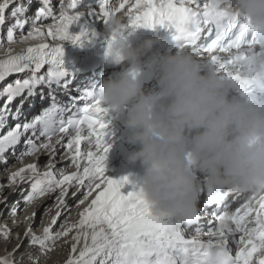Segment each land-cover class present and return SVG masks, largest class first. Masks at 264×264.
Returning <instances> with one entry per match:
<instances>
[{
    "label": "snow or ice",
    "instance_id": "1",
    "mask_svg": "<svg viewBox=\"0 0 264 264\" xmlns=\"http://www.w3.org/2000/svg\"><path fill=\"white\" fill-rule=\"evenodd\" d=\"M39 2L41 6L31 30L23 36L21 43L43 38L45 32L36 25V21L49 17L54 23L48 27L47 36L73 45L96 39L97 33L90 29L101 21L107 32L105 56L119 64L123 57L116 45L125 41L127 30L165 28L173 34L179 50H190L202 58L207 55L206 64L213 67L218 75L240 82H243L248 51H264V34L254 29L250 19L224 14L218 9L216 0H121L118 7L110 6V0H98L95 6H85L84 0H68L67 4H61L59 16L53 15L52 0ZM31 3L32 0H27L28 6ZM126 5V10L121 13ZM28 6L24 0H0V26L5 24V13L10 8L15 21L7 32L9 43L16 42L15 30L25 27L27 19L21 17L25 16ZM117 13H121L123 18ZM74 27L79 31L71 32ZM214 53L225 54L226 58ZM63 57V44L50 47L41 43L19 53H13L9 48L5 58L0 59V83L9 76H17L0 89V98L5 100L0 105V132L7 128L0 135V161H3L6 151L15 149L22 137L27 150L21 156H34L43 149L51 157L48 170L44 172L37 164H28L9 176V187L30 181L29 194L23 198L25 210L38 198L57 190V207L63 206L68 188L74 185L87 189L80 204L95 193L90 204L80 213L78 223L53 234L52 228L60 215L58 211L42 229L41 235H36L31 227L27 228L24 237L29 241L28 247L38 248L40 255L47 256L57 240L67 237L75 229L71 254L65 264H264V191H242L238 188L216 191L208 186L207 181L197 178L198 198L206 194L204 213L220 222L219 227L204 232L199 224L201 217L197 207L179 222L170 217L154 216L142 188L132 185L131 190L125 191L126 185L130 184L128 177L113 180L105 175V161L110 149L106 142L108 109L102 106L101 100L93 101L89 94H84L79 96V100L85 102L83 107L64 119L63 113L68 107L59 105L52 91L53 86L67 91L72 84V76L65 68ZM46 65V73L41 74ZM25 73L26 76L20 75ZM132 75L135 78L137 73ZM44 86L49 88L51 106L31 121L21 122L24 103L29 99L34 101L37 89ZM39 95L44 98L43 91ZM22 96L24 99L13 109V102ZM70 99L74 106L76 98ZM29 106L33 105L30 103ZM9 119L16 121L13 127H8ZM28 133L31 135L26 136ZM64 135L68 137L64 147L77 169L72 174H66L62 169L59 173L55 170V146L61 144ZM41 137L45 142L38 145L36 140ZM85 141L87 151H82V142ZM232 198H242L243 202L234 213L225 211L219 214L218 209L227 207ZM213 206L217 210L209 213L208 209ZM18 211V207H13L10 214L15 217ZM34 218L35 213L26 219ZM182 224L196 225L197 236L204 234L209 240L186 239ZM11 236V229L6 225L0 227V240L7 244ZM81 239L84 245L77 255ZM15 240H20L19 234ZM233 244L236 246L234 253ZM21 246L18 242L11 251L0 256V264H21L14 258ZM23 255L31 264H39V256L33 252Z\"/></svg>",
    "mask_w": 264,
    "mask_h": 264
},
{
    "label": "clouds",
    "instance_id": "2",
    "mask_svg": "<svg viewBox=\"0 0 264 264\" xmlns=\"http://www.w3.org/2000/svg\"><path fill=\"white\" fill-rule=\"evenodd\" d=\"M216 2L221 12L250 19L264 34V0ZM154 43L132 48L124 41L116 47L134 70ZM205 61L190 50L158 61L157 83L167 104L140 88L135 71L106 79L100 88L103 104L127 110L126 127L141 146L131 160L144 166L141 188L152 214L177 222L196 207L197 178L216 191H264V103L240 98L247 89L264 96V51H248L243 82L218 75Z\"/></svg>",
    "mask_w": 264,
    "mask_h": 264
},
{
    "label": "bare ground",
    "instance_id": "3",
    "mask_svg": "<svg viewBox=\"0 0 264 264\" xmlns=\"http://www.w3.org/2000/svg\"><path fill=\"white\" fill-rule=\"evenodd\" d=\"M24 2H25V4H27V0H24ZM67 3H68V1H66L64 4H67ZM97 3H98V0H91L89 3H85V6H87V5L95 6ZM53 4L54 3L51 4V6L53 8V15L59 16L60 11H61V7L59 9H56L55 6H53ZM40 6L41 5H40L39 0H32L31 5L28 7H29V9H31L33 11V10H36V7H40ZM110 6L117 7L116 0H110ZM125 10L126 9H124L121 13H123ZM121 13L118 14V17L123 18ZM30 15H31V13H29L28 16H30ZM13 22H14V19L11 16L5 15V24L3 26H0V32L4 33V31L7 29L6 26L11 25ZM52 23H54V21L52 20L51 17L44 19V20H41V21H36V25L38 27H41L42 29L49 27ZM32 24H33V21H32V19H30V21L25 24V27L23 28V30H20V29L15 30V32H14V40L16 41L15 43H9L8 40L6 39V43L4 44L2 41L3 37L0 38V59L5 58V53L9 50V48L12 49L13 53H19L23 49H25L29 46H35V45H32L29 43L31 41H29L26 44L20 42L22 40L23 36H26L28 31L31 30ZM11 26H13V25H11ZM90 30L95 31L97 33V38L94 40H91L90 42L88 40H84L80 44H76V45H73L70 42H62L59 40H53L51 37L47 36V34H45V36L43 38H38V39L32 40V41H34L33 43H37V42H41L42 40H46L50 47L54 44L63 43L66 45L67 49H72V50H75L76 52H78L82 48L98 47L107 39V32L103 28V24L101 21H97L95 23V26H92ZM70 31L73 33H76L79 31V29L74 27V28L70 29ZM157 67H158V63L155 64V69L152 72L154 75H156ZM43 73H45V70H43L41 72V74H43ZM20 75L26 76L27 73L20 74ZM103 76H104V72L99 70V69H95L94 74H92L90 71L86 72L85 74H76L74 79H72V84L69 86L67 91H64L60 88H53L52 89L53 94L57 98V103L61 106L68 107V110L72 107L70 98H76V103L80 104L81 102L79 100V96L82 95L83 90L91 87L93 82H100ZM2 84L3 83H0V85H2ZM154 86H155V84H152V86H150L148 89H154L153 88ZM40 91H43V93H44L43 99H41V97L39 95ZM37 93H38L37 98L34 99V101L29 99L28 101H26L24 103V105H23V116L21 117V122H23L24 120L29 121V119L31 117L32 113L30 114L28 111H26V108L30 107L29 106L30 103L34 104V105L37 104L39 106V107L38 106L34 107L32 109V112H42L43 110H45L46 108L51 106V100L49 99V95H48L49 90L45 86L42 88H38ZM148 93H149V91H146V94H148ZM22 99H24L23 96L17 98L13 102L12 108L15 109V107L20 104ZM1 102L4 104L5 100L2 99ZM108 108L112 109L110 107H108ZM112 110H114L113 116L117 117L119 120V122L116 121V123L118 122L120 124L121 129L115 128L114 125L116 123L115 122L113 123V122H111L110 119L106 118V120L109 121V126L107 129L108 134L106 137V142L110 145V149L107 153V158L105 161V174L107 177H109L110 179H113V180H119L121 177H128L130 184L126 185L125 191L131 190L132 185H135L137 188H141L143 176L140 174V172L144 167L143 164L140 161L133 162L131 160V157H128L125 152H122V154L119 155V153H118L119 150L116 147V145L113 144V141H112L113 139L121 140L123 143L126 144V147L129 149V151L135 150V148L131 147V145H130L132 143V136L134 133L131 132V130L126 127V123L124 122L125 119H127V114H126L127 110L126 109H124V110L112 109ZM65 119H67V117H65ZM15 123H16V121L9 119L8 127H13ZM11 124H13V125H11ZM6 131H7V128H5L2 132H0V135H2ZM29 135H31V134L30 133L26 134V136H29ZM67 140L63 139V140H61V144H57L55 146L54 163H55V170H57V173H59V170H61V169L64 170V172L66 174H72V173L77 171V169L71 163V159L68 155L67 148L64 147V145L67 144ZM43 142H45V140L42 137L36 140V143L38 145L40 143H43ZM81 147H82V151H87L86 142H83ZM26 150H27V146L25 144V139L22 137L21 142L15 147L14 150L9 149L8 151L5 152L3 161H0V174L5 175V173H7L8 171L9 172L18 171L21 167H25L28 164H37L39 166L41 172L48 170L47 167H45V168L43 167L46 159H47V161H46L47 163H49V161H50L49 158L51 159L48 151H45L42 149L40 152H38L34 156H21V154L23 152H25ZM59 154L60 155L62 154L60 156V159H58ZM23 158H24V162H22ZM37 158H38V160L36 162ZM20 160H22V161L20 162ZM8 166H11L10 169H8ZM22 183H24V184L18 183L19 186L21 185L23 187H28L30 185V181H27V180L25 182H22ZM74 187H75V185L69 187L68 188L69 191L72 190ZM74 190H73V192H75ZM19 192H20V190L17 192V194L14 195V193H13L12 196L10 197L12 200H16L15 203L14 202L11 203V205L12 204H14V205H12L11 207L10 206L6 207L4 205L3 208H1V212L4 214L3 215L0 214V216L2 215V219L0 218L1 222L3 221L0 224L2 226H5L6 224H5L4 220H9V218L12 216L10 214L11 209L13 207H18L20 209V211H18L16 216L14 217V221H15V218L18 217L19 218L18 220L24 219L23 223L19 224L17 227L13 226L12 224L10 226L9 223H8L9 226L6 225L12 231V236L10 237L12 240H15V237L17 234H19V237H20L21 232L20 233H18V232L13 233V231L17 230L19 228L21 231H23L24 227H21V226L24 225V223L27 220L26 215L22 217V214L24 213V210H25V206L23 203V198L22 197H21V199L19 198V195H20ZM0 193H2V192H0ZM49 195L50 196L47 197L48 199L52 200V199L56 198V197L51 198V196H54V192L50 193ZM94 195H95V193L93 194V196L91 198H89V200L85 201V202L88 201L89 203L88 204L85 203V205L83 204L84 208H86L90 204L91 199L94 198ZM205 195L206 194H202V196L199 198V202L201 204L205 200V198L203 197ZM14 196H16V197H14ZM45 199H46V197L44 196L42 198V200H39V203H38L39 207L45 201ZM233 200H234V198L230 199L229 202H233ZM1 201H3V200H1ZM69 201H70L69 204H71L73 202L72 198H70ZM37 202L38 201H36V203L32 204V206H31L32 209L34 206H36ZM39 207H38V209H39ZM82 208L83 207H81L79 209H82ZM77 209H78V207H77ZM222 210L227 211L225 206L222 207ZM200 226H202L204 232H207L209 227H213V228L218 227V226L213 225L204 219L201 220ZM195 228H196V225H193L191 227H189L186 224L181 225V229L183 230V234H184V236H186V238L195 236L197 239L202 240L204 242H207L209 240V237L207 235H204V234L197 236ZM11 239H10V244H7L8 247H10L12 245ZM88 242H89V244L91 243L90 239ZM83 245H84V240L81 239L79 245L77 246V253H76L77 255L79 254V251L83 248ZM5 254H7V253L5 252L0 256H3ZM15 256H17V255H15ZM23 257H26V255H24Z\"/></svg>",
    "mask_w": 264,
    "mask_h": 264
},
{
    "label": "rangeland",
    "instance_id": "4",
    "mask_svg": "<svg viewBox=\"0 0 264 264\" xmlns=\"http://www.w3.org/2000/svg\"><path fill=\"white\" fill-rule=\"evenodd\" d=\"M52 3H54V2L52 1ZM6 27L8 29L9 27H11V25H8ZM7 29L4 31V33L0 32V38H2V37L4 38V39L2 38V41L4 44L6 43V39H7V32H8ZM11 125H13V124H11ZM61 155L60 154L58 155V159H60ZM22 160H20V162L21 161L24 162V158ZM37 160H38V158L36 159V162H37ZM49 160H50V158H49ZM46 161H47V159H46ZM46 161H45L44 166H43L44 168L47 167V165H48V163ZM10 167L11 166H8V169H10ZM7 173H5V175L0 174L1 175L0 176V192H2V193H0V214H2V215L4 213L1 212V208H3L4 205L6 207H8V206L11 207L12 205H14V204L11 205V203L16 202V200H12L10 198L13 193L15 195L20 190L19 198L21 199V197L24 198L25 196H27L29 194V191H30V185L28 187H23L21 185L19 186V184H16L15 186L9 187V176L12 172L8 171ZM21 184H24V183H21ZM73 190L75 192H73ZM86 191H87L86 188H78L77 186H75L70 191L68 189V194L65 197L66 203L59 208L57 207V203H58L57 198L59 196V190L54 192V196H51V198L56 197L52 200L47 198L50 196L49 194L46 195L45 196L46 199L40 205V207L38 206V203H39V200H42L43 197L38 198L36 200V201H38L36 206H34L33 209L31 208L32 205L28 206L27 209L24 210V213L22 214V217L25 215H26V217H31L32 214L35 213V218L26 220L24 225L21 226V227H24L23 231H21L20 228L13 231V233L14 232L15 233L21 232V235H20L19 241L12 240L11 238H9V242L7 244H10V239L12 240V245L10 247H8L7 244H5L2 240H0V255H2L5 252L7 253L8 251H11L15 247V244L19 242L22 244V246H21L19 252L16 253L17 256H15L14 258L17 261H21V264H31V261H29L26 257H23L24 256L23 254L26 252H33L35 255L39 256V264H64L66 262V260L68 259L69 255L71 254V247H72V244L74 243L72 238H73V236L76 235L75 229L72 232H70L67 237H62L59 240H57L54 247H53V250L51 252H49L47 254V256L40 255L38 248H36V249L29 248L28 247L29 241H28V239H25L24 233H25V230L27 228L31 227L36 235H41L42 229L46 225L49 224L51 218L53 216H56L58 211H59L60 215L57 219L56 224L52 228L53 234H55L58 231H62L68 225L78 223V221L80 219V213L85 209L84 208L85 203L86 204L89 203L88 201L85 202L84 205L79 203V200L84 198ZM14 197H16V196H14ZM70 198H72V200H73V202L71 204H69ZM89 198H91V197H89ZM89 198L87 200H89ZM1 200H3V201H1ZM38 207H39V209H38ZM77 207H78V209H77ZM81 207H83V208L79 209ZM46 209H48L47 212L45 211ZM2 215L0 216L1 219H2ZM1 219H0V223L3 222V221L1 222ZM18 219L19 218L17 217V218H15V221H14V217L11 216L9 218V220H4V219L3 220L5 221L6 225L9 226V224H10V226H11V224H12L13 226L17 227L19 224H22L24 221V219H21V220H18ZM0 226L3 227L1 224H0Z\"/></svg>",
    "mask_w": 264,
    "mask_h": 264
}]
</instances>
